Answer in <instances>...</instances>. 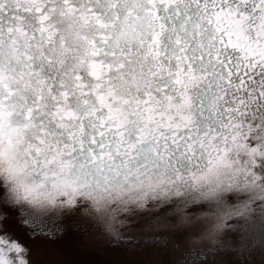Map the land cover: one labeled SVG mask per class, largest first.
I'll list each match as a JSON object with an SVG mask.
<instances>
[{
    "label": "snow or ice",
    "instance_id": "6c2138e0",
    "mask_svg": "<svg viewBox=\"0 0 264 264\" xmlns=\"http://www.w3.org/2000/svg\"><path fill=\"white\" fill-rule=\"evenodd\" d=\"M0 186L49 236L88 207L117 243L112 207L207 205L192 245L264 221V0H0ZM27 252L0 235V264Z\"/></svg>",
    "mask_w": 264,
    "mask_h": 264
},
{
    "label": "rangeland",
    "instance_id": "374dc122",
    "mask_svg": "<svg viewBox=\"0 0 264 264\" xmlns=\"http://www.w3.org/2000/svg\"><path fill=\"white\" fill-rule=\"evenodd\" d=\"M5 190L0 186V235L7 234L28 249L21 253L28 264H264V221L254 213L247 223L233 219L226 229L221 244L202 242L192 245L189 237L200 235L202 227H166L153 230L149 220L160 212H136L123 214L125 223L118 231L131 240L113 242L112 238L91 217L84 215L82 208L45 215L42 220L47 228L63 231L53 236L39 233L31 224H24L31 205L5 203ZM24 210V215L21 210ZM189 213L208 212L207 205L189 209ZM182 213L173 212L166 218L169 225H176ZM244 225L250 246H242L239 240ZM32 232L37 235L30 236ZM212 249H215L214 251ZM15 257V254H11Z\"/></svg>",
    "mask_w": 264,
    "mask_h": 264
},
{
    "label": "clouds",
    "instance_id": "9594fccd",
    "mask_svg": "<svg viewBox=\"0 0 264 264\" xmlns=\"http://www.w3.org/2000/svg\"><path fill=\"white\" fill-rule=\"evenodd\" d=\"M83 214L87 215L91 218H95L98 216V211L95 207H88L86 210L82 209ZM102 211V210H101ZM123 213H121L117 208L112 207L109 209L107 215L104 217L105 220H112L114 221V227H119L123 225L121 222L124 221ZM103 229L102 224L98 219H94ZM166 227H208V228H215L216 227V220L212 217H208L204 220L198 219L195 215L192 213L181 214L178 222L176 225H162L161 228ZM104 230V229H103ZM224 236V232L222 231H216L213 235L209 236L205 241L212 243L213 240H220ZM203 241V242H205Z\"/></svg>",
    "mask_w": 264,
    "mask_h": 264
}]
</instances>
